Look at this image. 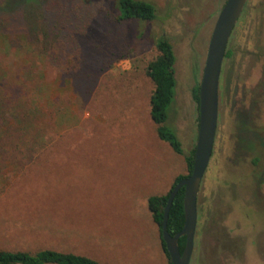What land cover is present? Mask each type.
<instances>
[{
	"label": "rangeland",
	"instance_id": "rangeland-1",
	"mask_svg": "<svg viewBox=\"0 0 264 264\" xmlns=\"http://www.w3.org/2000/svg\"><path fill=\"white\" fill-rule=\"evenodd\" d=\"M48 1L24 0L11 8L0 0V48L7 35L14 42V50L0 52V60L9 71L8 90L15 88L17 96L29 87L23 84L19 39L33 24V8L45 6L41 28L50 23ZM146 1L157 7V18L143 24L147 36L136 42L131 30L136 35L142 28L119 25L109 14L110 2L78 0L79 19L70 37L73 46L91 43L87 66L69 76L71 45L65 62L49 59L38 66L42 83L52 85L55 101L70 105L79 123L67 130L50 119L49 142L61 139L70 148L59 149L35 178L28 175L19 183L13 165L0 166V249L51 248L102 264H170L148 199L166 195L188 169L185 157L158 137L146 66L157 55L154 43L166 36L177 57V93L166 125L176 130L187 155L196 148L199 127L193 89L201 82L214 26L227 0ZM245 10L229 42L232 56L224 62L218 129L199 194L192 264H264V0H249ZM33 39L37 50L46 49L41 33ZM106 50L118 59L102 70L96 65L103 64ZM131 71L140 78L133 85H142L138 100L117 87L119 81L132 85Z\"/></svg>",
	"mask_w": 264,
	"mask_h": 264
},
{
	"label": "trees",
	"instance_id": "trees-1",
	"mask_svg": "<svg viewBox=\"0 0 264 264\" xmlns=\"http://www.w3.org/2000/svg\"><path fill=\"white\" fill-rule=\"evenodd\" d=\"M24 1V0H23ZM22 0H7V7H13L15 3L23 2ZM84 2L108 1L111 5V14L114 20L122 26L132 24L139 26L141 29L143 24L150 23L157 18V7L155 4L146 0H83ZM17 2V3H16ZM78 0H52L48 1L47 10L51 12L49 18L50 23L44 28H41L40 17L44 13V7L33 8L30 11L35 15L29 17L33 19V24H29V29L26 33L21 34L19 39L18 51L22 52L24 66L26 68V79L23 84L28 85L20 91V94L15 95V88L8 90L9 71L4 66V62L0 60V166L6 167L11 164L17 169L20 174L18 177L19 183L24 182L28 175H33L35 178L39 175V169L42 166L48 165L50 157L58 153L59 149H67L59 139L55 143L49 142L48 124L50 119L57 122L58 128L71 129L79 123L70 105H64L58 100V104L52 96V85L42 83L44 74L38 68L39 65L51 59L53 62H65L66 55L69 52V46H73V40L70 34L79 19ZM24 3V2H23ZM23 4H21L22 6ZM25 5V4H24ZM23 12H26L23 9ZM30 13H28L30 15ZM246 10L242 17L245 18ZM27 14V12L25 13ZM40 15V17H39ZM43 18V17H42ZM52 20V22H51ZM51 27V30H50ZM142 28L138 34L134 36L136 42H141L147 36V33ZM52 31V32H51ZM42 34L44 37L45 50H37L34 46L35 41L33 35ZM141 33V34H140ZM139 35V36H138ZM144 35V37H143ZM4 48H0V52L6 53L14 50L13 39L7 35L5 37ZM36 38V37H35ZM49 41L51 42L54 51L50 50ZM84 47L76 43L72 47V55H74V63L67 68L69 76L80 75L77 72V67L85 65L89 58L87 51L91 48V43L88 41L81 42ZM70 46V47H71ZM157 55L148 62L146 66V75L153 89L150 96V116L153 123L157 126V134L161 141L168 143L173 151L178 155L185 157L188 173L187 175L179 176L171 190L166 195H156L148 199V207L152 213L153 219L157 224L161 236L162 247L167 259L172 264L169 252L166 249V244L163 240L162 226L164 222L165 209L168 199L173 188L181 180L190 176L195 158V149L187 155L183 149L182 143L175 129L166 125L168 121V113L175 103L177 93L176 80V63L177 57L173 45L166 36H161L155 43ZM104 43L98 45V49L104 52ZM97 48V47H96ZM86 50V51H85ZM102 56L103 64L97 61L96 67L104 70L106 67H112V63L116 61L115 53L109 54L106 50V56ZM232 56V51L227 49L226 59ZM125 57V55H123ZM93 59H91V62ZM90 67V65H88ZM91 69V68H90ZM37 71V74L35 72ZM136 72V71H135ZM129 73V72H128ZM132 77L129 81L132 85L120 84L117 87L120 91L126 92V95H132V100H138V94L142 89V85H133L137 78V73L130 72ZM74 75V76H75ZM139 77V76H138ZM22 78V77H21ZM92 75L89 74L88 79ZM23 80V78H22ZM139 89V92H138ZM144 90V89H143ZM135 92V94H134ZM200 83L196 84L193 89L194 101L199 102ZM140 98V97H139ZM258 139V138H256ZM264 144V141H263ZM4 163V164H3ZM1 172V168H0ZM1 177V173H0ZM15 185V184H14ZM6 189L2 187L1 190ZM2 193V192H1ZM184 196L185 189L182 188L174 199L170 216L168 219L167 230L171 236L180 233L185 224L184 213ZM180 250L183 252L186 245V238H181ZM0 264H102L98 260L73 252L60 251L57 249H39L37 251L25 250H4L0 249Z\"/></svg>",
	"mask_w": 264,
	"mask_h": 264
},
{
	"label": "water",
	"instance_id": "water-1",
	"mask_svg": "<svg viewBox=\"0 0 264 264\" xmlns=\"http://www.w3.org/2000/svg\"><path fill=\"white\" fill-rule=\"evenodd\" d=\"M249 0H227L220 12L208 47L207 59L200 82L199 127L193 170L189 177L173 188L165 209L163 240L172 264H190L198 225V200L202 182L211 161L219 120L220 83L231 36ZM184 188L185 224L180 233L171 236L167 230L170 211L179 191ZM186 238L183 252L180 239Z\"/></svg>",
	"mask_w": 264,
	"mask_h": 264
},
{
	"label": "flooded vegetation",
	"instance_id": "flooded-vegetation-1",
	"mask_svg": "<svg viewBox=\"0 0 264 264\" xmlns=\"http://www.w3.org/2000/svg\"><path fill=\"white\" fill-rule=\"evenodd\" d=\"M239 23V22H238ZM238 23H237V25H238ZM234 33V32H233ZM232 36H233V34H232ZM231 36V37H232ZM229 46V45H228ZM226 60H228V58L226 59V57H225V61ZM224 61V62H225ZM223 73H224V65H223V71H222V75H223ZM221 84H222V76H221V83H220V88H221ZM215 146V145H214ZM195 249H196V247H194V251H193V254H192V259H191V263L190 264H192V260H193V256H194V252H195Z\"/></svg>",
	"mask_w": 264,
	"mask_h": 264
}]
</instances>
